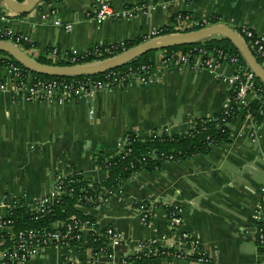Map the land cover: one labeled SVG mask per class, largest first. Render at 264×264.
Instances as JSON below:
<instances>
[{
	"label": "crops",
	"instance_id": "1",
	"mask_svg": "<svg viewBox=\"0 0 264 264\" xmlns=\"http://www.w3.org/2000/svg\"><path fill=\"white\" fill-rule=\"evenodd\" d=\"M26 1L17 0L19 5ZM97 3L42 0L33 10L16 13L0 0V28L29 36L36 48L26 51L46 64L53 63L49 50L54 46L86 50L99 43L142 38L160 27L172 33L196 30L189 20L212 26L218 24L213 20L217 17L236 32L243 24L264 32V0L179 1L166 9L145 8L134 17L111 18L102 24L93 19ZM112 3L119 12L148 0ZM180 13L187 17L183 22L177 17ZM56 19L72 24V30L55 24ZM167 49L154 50L156 63ZM60 62L65 63L59 60L56 64ZM220 71L232 75L236 68L224 64ZM228 93V85L209 70L190 67L181 71L170 68L152 86L99 93L89 103L82 99L63 105L20 102L9 92L0 93V217L8 213L7 199L48 194L57 174L67 176L78 170L87 179L102 183L108 172L97 166L95 157L98 153L110 155L128 131L141 136L162 130L186 132L196 120L219 114ZM252 114L248 118L239 110L228 125L230 140L214 145L209 153L182 162L166 161L155 171L140 170L113 193L105 192L100 206L81 207L94 218L97 235L111 227L124 236L110 255L102 251L96 255L97 264L119 262L144 241L184 254L161 258L160 264H200L192 258L194 248L184 242V234L200 242L211 264H264V254L255 241L257 210L264 204V105L258 102ZM141 201L150 205L149 222L143 221ZM170 203L183 208L180 227L168 220L166 206ZM6 232L10 233L0 228V234ZM89 240L86 234L78 245H52L24 264H84L97 253L90 250Z\"/></svg>",
	"mask_w": 264,
	"mask_h": 264
},
{
	"label": "built area",
	"instance_id": "2",
	"mask_svg": "<svg viewBox=\"0 0 264 264\" xmlns=\"http://www.w3.org/2000/svg\"><path fill=\"white\" fill-rule=\"evenodd\" d=\"M179 1L191 2L192 0H148V3L144 5L130 9L125 8L119 12L113 9L112 0H98L93 19L97 24H102L111 18H131L142 9H155L158 6L166 9L171 4ZM53 14H55L54 11ZM186 18L182 13L178 14L180 22H183ZM213 20L221 23L217 17H213ZM189 21L194 27L203 28L208 26L204 22L196 20ZM55 24L63 26L67 31H71L73 27L72 24H65L59 19L55 20ZM166 30L167 28L165 27L155 28L147 34H144L142 38L144 41H147L152 38L164 36L167 34ZM238 31L240 32L237 33L249 40L255 50L256 59L264 69V32H256L246 24L241 25ZM0 40L9 41L15 45H27V51L35 50L36 48V44L29 36L15 33L11 29L0 28ZM130 48V43L126 40L114 43H99L86 50H67L54 46L49 50V57L54 59L52 60V65H60L56 64L60 60L68 63L64 66H77L110 58ZM89 58L92 61L88 62L87 59ZM224 64L234 66L236 68L235 73L232 75L222 73L220 68ZM187 67L200 71L209 70L216 80L228 85L229 93L220 111L224 126L229 125V118L235 116L239 110H244L246 116L252 118L251 104L253 102L258 101L264 105V85L259 82L256 73L243 63L239 54L224 48L206 49L205 47H194L187 50L167 49L161 57L160 63L127 65L107 70L101 74L83 75L80 78L72 80L37 76L24 72L21 66L13 62H7L0 66V93L9 92L13 99L20 102L63 105L74 100L82 99L89 103L99 93L115 92L133 85L152 86L160 82L162 76L168 69L175 68L181 71ZM93 112L91 110V115ZM120 145L121 142L119 143ZM68 177L69 175L57 174L48 194L40 198H25V201L29 205L34 203L32 210L43 215L46 214L50 210V203H52L54 198L64 192V182ZM114 191V189L103 188L96 195L91 194L85 197V199L94 204L93 207L100 206L105 202V192L111 194ZM5 203L8 206V213L0 217V228L10 231L13 244L0 253V264H24L31 257L36 256L45 248L55 244L69 247L81 244L84 241L85 235L93 231L95 227V222L91 220H82L81 218L73 217L72 221L58 222L51 229L32 228L20 231L14 235L12 233L13 220H7L6 217L10 215V210L15 204L13 199L9 202L7 199ZM139 209L141 210L143 221L149 222V203L141 201ZM166 212L168 220L173 227H180L182 225L183 208L181 205L170 203L166 206ZM257 214L258 223L256 226L255 241L264 254V204L258 206ZM104 233L108 239V246L112 249L118 247L124 239L121 232L111 227L107 228ZM183 239L188 246L194 248L192 255L196 256L194 258L195 261L200 264H211L210 258L201 250L200 242L197 239L191 237L189 234H184ZM89 248L91 251L94 249L92 246H89ZM161 249L164 250L160 251ZM144 251L146 253L155 252L156 254H160L162 259L166 257L181 258L184 256L179 249L159 247L155 241H144L135 250H128L123 259L113 264H131V262L126 260L127 257L131 253ZM95 252L97 253H94L91 259L84 264H97L96 255L101 251Z\"/></svg>",
	"mask_w": 264,
	"mask_h": 264
},
{
	"label": "trees",
	"instance_id": "3",
	"mask_svg": "<svg viewBox=\"0 0 264 264\" xmlns=\"http://www.w3.org/2000/svg\"><path fill=\"white\" fill-rule=\"evenodd\" d=\"M24 2L25 0H18ZM195 1V0H192ZM182 15H184L182 13ZM178 17V15H177ZM196 27L194 29H198ZM173 31L167 29L166 33L170 34ZM240 32V31H237ZM243 36V35H242ZM246 44L255 55V50L249 40L243 37ZM143 42L142 38L129 40L130 46H135ZM19 47L26 51L27 45H19ZM194 47H205L206 49L224 48L237 53L241 56L243 63L247 65L246 60L232 43V41L223 36H212L205 40L198 41L192 44L174 46L168 50H187ZM156 51H149L137 58L131 60L127 65H137L142 63H154ZM38 61L46 63L41 57ZM92 61V59H87ZM7 62H13L21 66L24 72L32 73L37 76L45 78H64L67 80L77 79L81 76H51L38 74L30 69H27L21 63L12 58L8 53L0 51V66ZM59 64H68L60 62ZM248 66V65H247ZM263 85L264 83L258 79ZM258 105V101L251 104V111L254 112ZM235 116L229 118V123L234 120ZM230 140V130L228 126H224L222 122V115L219 113L207 118H201L194 122L192 126L182 133H170L166 130L154 132L144 136L139 135L134 131H128L123 139L121 145L108 156L105 153H98L95 161L98 167L108 172L107 179L98 184L90 179H87L82 171L75 170L68 179L65 180V190L60 195L54 198L50 203L49 211L46 214L37 213L32 210L34 203L31 205L25 201V198H15L14 206L10 210V215L6 217L7 220H13L12 233L15 235L20 231L29 229H51L54 228L58 222L72 221L73 217L81 218L82 220H91L94 218L84 214L79 207L91 208L94 204L88 202L85 197L91 194L96 195L98 191L103 188L119 189L121 182L133 176L140 170H159L162 164L166 161L182 162L189 156L196 154L209 153L212 147L222 141L228 142ZM147 203V201H144ZM89 245L96 251H102L106 255L112 253V248L108 246V239L105 235H97L94 231L89 232ZM0 253L6 248L12 246L13 238L11 233L0 234ZM164 249H161L162 251ZM264 251V248H263ZM196 258V256H192ZM161 255L155 252L146 253H131L127 257V261L131 264H160Z\"/></svg>",
	"mask_w": 264,
	"mask_h": 264
},
{
	"label": "water",
	"instance_id": "4",
	"mask_svg": "<svg viewBox=\"0 0 264 264\" xmlns=\"http://www.w3.org/2000/svg\"><path fill=\"white\" fill-rule=\"evenodd\" d=\"M41 1L42 0H27L24 4L19 5L17 0H5L7 6L16 13L29 12L33 10ZM215 35H222L223 37L230 39L238 48L249 67L264 83V69L261 67L255 55L246 44L244 38L234 29L229 28L223 23H218L212 26L208 25L198 30L166 34L161 37L152 38L110 58L77 66H61L39 62L15 44L4 40H0V51L8 53L12 58L21 63L27 69H30L38 74L59 77L83 76L101 74L107 70L119 68L128 64L134 58H137L149 51L192 44Z\"/></svg>",
	"mask_w": 264,
	"mask_h": 264
}]
</instances>
